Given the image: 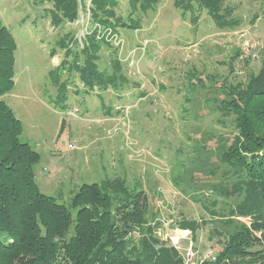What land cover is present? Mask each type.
I'll return each mask as SVG.
<instances>
[{
	"label": "rangeland",
	"instance_id": "1",
	"mask_svg": "<svg viewBox=\"0 0 264 264\" xmlns=\"http://www.w3.org/2000/svg\"><path fill=\"white\" fill-rule=\"evenodd\" d=\"M222 8L231 23L223 28L206 9L175 0L146 11L116 0L112 13L139 25L113 28L93 17H106L94 0H77L75 20L57 24L48 1L0 0V23L15 40L14 86L2 99L22 124L21 140L39 153L42 193L68 205L83 184L118 180L144 193L158 238L181 256L191 250L197 264L218 251L219 237L249 226L228 215L236 195L223 199L222 220L204 205L213 185L236 181L222 153L237 132L220 108L229 85L243 86L259 70L264 0H225ZM91 40L98 70L117 76L116 86H87L75 70ZM182 219L199 227L177 226Z\"/></svg>",
	"mask_w": 264,
	"mask_h": 264
},
{
	"label": "trees",
	"instance_id": "2",
	"mask_svg": "<svg viewBox=\"0 0 264 264\" xmlns=\"http://www.w3.org/2000/svg\"><path fill=\"white\" fill-rule=\"evenodd\" d=\"M35 1L51 3L49 13L55 24L62 23L60 19L73 22L77 16V0ZM115 1L94 0V7L106 17L101 20L100 12L93 17L113 28H136L135 19L126 23L112 13ZM129 1L146 11L158 0ZM175 1L177 7L191 12L195 6L206 9L221 28L231 25L222 15L225 0ZM97 47L91 40L87 58L81 66L75 64V70L87 86H116L117 76L104 79L94 62ZM14 50L13 35L0 23V264H182L180 253L161 241L156 226L148 223L143 192L131 193L118 180L83 184L64 205L40 191L34 175L39 153L21 140L22 124L2 99L14 86ZM226 94L229 99L222 101L220 111L233 116L237 134L223 151L222 161L236 181L231 189L213 185L212 199L204 208L222 220L223 199L236 195L240 200L228 215L248 219L250 224H238L219 237L215 260L201 264H264V51L259 70L243 86L229 85ZM177 226L199 227L185 219ZM133 232L137 240L127 237Z\"/></svg>",
	"mask_w": 264,
	"mask_h": 264
},
{
	"label": "built area",
	"instance_id": "3",
	"mask_svg": "<svg viewBox=\"0 0 264 264\" xmlns=\"http://www.w3.org/2000/svg\"><path fill=\"white\" fill-rule=\"evenodd\" d=\"M211 253L209 252L206 255L207 258H204V259L205 260L206 259L215 260V256L213 254H211ZM181 258H182V264H197L196 260H194L195 259V254L191 250H188L184 254H182ZM204 259H202V260L204 261ZM202 262H200V264Z\"/></svg>",
	"mask_w": 264,
	"mask_h": 264
},
{
	"label": "water",
	"instance_id": "4",
	"mask_svg": "<svg viewBox=\"0 0 264 264\" xmlns=\"http://www.w3.org/2000/svg\"><path fill=\"white\" fill-rule=\"evenodd\" d=\"M170 228H174V226H170Z\"/></svg>",
	"mask_w": 264,
	"mask_h": 264
}]
</instances>
